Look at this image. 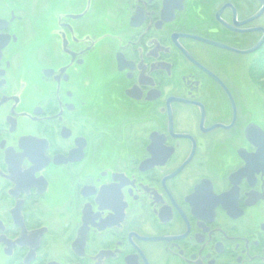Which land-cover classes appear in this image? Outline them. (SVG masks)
Listing matches in <instances>:
<instances>
[{"label":"flooded vegetation","instance_id":"obj_1","mask_svg":"<svg viewBox=\"0 0 264 264\" xmlns=\"http://www.w3.org/2000/svg\"><path fill=\"white\" fill-rule=\"evenodd\" d=\"M263 38L264 0H0V264H264Z\"/></svg>","mask_w":264,"mask_h":264},{"label":"rangeland","instance_id":"obj_2","mask_svg":"<svg viewBox=\"0 0 264 264\" xmlns=\"http://www.w3.org/2000/svg\"><path fill=\"white\" fill-rule=\"evenodd\" d=\"M255 58V59H254ZM259 57H250L249 61L254 62V60H258ZM240 61H246L247 59L240 58ZM261 82L254 81L250 78V82H246L247 80L245 79L246 84H248L249 90H250V96L252 98L253 103L260 109L261 113L264 116V77L260 78ZM256 107V108H257ZM257 108V111L259 110Z\"/></svg>","mask_w":264,"mask_h":264},{"label":"trees","instance_id":"obj_3","mask_svg":"<svg viewBox=\"0 0 264 264\" xmlns=\"http://www.w3.org/2000/svg\"><path fill=\"white\" fill-rule=\"evenodd\" d=\"M264 77V56L260 57L258 60L254 62L251 68V79L254 81L261 82L260 78ZM262 83L261 85H263Z\"/></svg>","mask_w":264,"mask_h":264},{"label":"water","instance_id":"obj_4","mask_svg":"<svg viewBox=\"0 0 264 264\" xmlns=\"http://www.w3.org/2000/svg\"><path fill=\"white\" fill-rule=\"evenodd\" d=\"M263 41H264V38L262 39V41L260 42V43H258L256 46H254L252 49H250V50H248L247 52H245V53H252V52H254L262 43H263Z\"/></svg>","mask_w":264,"mask_h":264}]
</instances>
